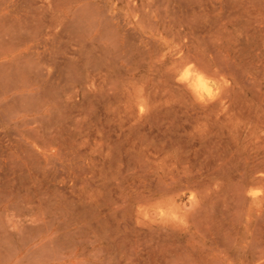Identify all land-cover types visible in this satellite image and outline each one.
Listing matches in <instances>:
<instances>
[{"label": "rangeland", "instance_id": "rangeland-1", "mask_svg": "<svg viewBox=\"0 0 264 264\" xmlns=\"http://www.w3.org/2000/svg\"><path fill=\"white\" fill-rule=\"evenodd\" d=\"M0 264H264V0H0Z\"/></svg>", "mask_w": 264, "mask_h": 264}, {"label": "bare ground", "instance_id": "bare-ground-1", "mask_svg": "<svg viewBox=\"0 0 264 264\" xmlns=\"http://www.w3.org/2000/svg\"><path fill=\"white\" fill-rule=\"evenodd\" d=\"M194 86L200 87L201 89H204V90L207 87L203 78L199 76H197L196 79L194 80Z\"/></svg>", "mask_w": 264, "mask_h": 264}]
</instances>
